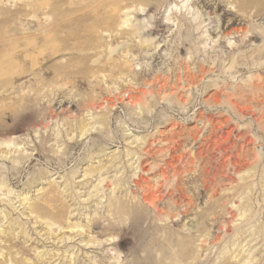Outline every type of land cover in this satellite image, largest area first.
I'll use <instances>...</instances> for the list:
<instances>
[{"label":"rangeland","instance_id":"obj_1","mask_svg":"<svg viewBox=\"0 0 264 264\" xmlns=\"http://www.w3.org/2000/svg\"><path fill=\"white\" fill-rule=\"evenodd\" d=\"M263 73L264 0H0V246L134 264L132 242L99 233L111 199L141 200V175L166 250L191 242L181 264H220L236 244L264 264ZM46 190L64 226L98 227L48 235L29 210Z\"/></svg>","mask_w":264,"mask_h":264},{"label":"bare ground","instance_id":"obj_2","mask_svg":"<svg viewBox=\"0 0 264 264\" xmlns=\"http://www.w3.org/2000/svg\"><path fill=\"white\" fill-rule=\"evenodd\" d=\"M139 11H142V9ZM251 37L252 38L256 37V34L252 32L249 35V38ZM261 54L262 51H259L258 53L259 57ZM255 78H256V82H254L255 83L254 85L256 87L258 86L259 83L260 84L262 83V85L264 86V79L260 78V76ZM260 118H264L263 108L262 111L260 112ZM85 126L86 124L83 122L79 124L78 126V128L80 129L79 136H83V134L87 133V131L89 130V129H85ZM261 141L262 144H264V136H262ZM3 152L7 153V151H3ZM98 170L99 167H96L94 171H98ZM90 172H93V170ZM142 179L143 177L141 175H138L137 179L132 180L133 184L136 187L140 188L142 191L141 200L138 198L137 193L133 192L132 198L130 199L121 200L116 198V199H111L109 201L107 208L111 218L108 219L109 220L108 226L105 228H101V232L99 233V235L103 237V233L105 231H108V233H110V236L105 238V241H111L112 234L120 233L121 235L120 238L117 239L116 243H114V247L116 248L120 245L132 242L133 250L130 256H131V261L134 264H161V261L166 257L170 259L169 263L167 264H181L182 262H184V259L189 255L188 253L192 249L191 242L189 240H185L182 238V241L178 243V247H179L178 250L174 252H169L166 250V247L170 245L172 241L170 239L171 236L166 232L167 225L166 223L165 225H160L158 223H155L156 220L153 219L155 217V213H151V210H148V208L144 206V204L150 205V207H152L153 211L155 212L158 208L157 205L160 203L157 204V202L155 201L156 197L150 195L146 188L145 189L142 188V183H141ZM118 184L119 183L117 182H113V186H114L113 190ZM6 190L7 191H5L4 193L11 192L10 189H6ZM55 202H56L55 194L53 192H50L49 190H46V192H44L43 194V197L40 199V202L36 201V203L35 202L31 203L29 208L30 213L35 214V217L39 219V221L44 220L45 226L48 227L47 228V230L49 231L48 235H52L56 231L54 225H57L60 229L70 228L72 231H74V229H77L76 233H78L80 228L84 229L86 227V229L88 230L89 228L98 227L97 220H93L91 225H89L88 222L85 224V226L80 225L78 223L69 222L66 224V226H64L61 221V216L58 214V212L56 213L52 210L54 209V207L56 208V206L54 205ZM57 209L64 210L62 207L61 209L59 208ZM241 215L242 214L240 212V217ZM82 231L85 232V230H80L79 234H83ZM160 231H164V232L160 234L158 233ZM7 235H8L7 239L3 240L0 238V243L4 241L9 242L11 240L10 234L7 233ZM71 238H72L71 235L67 237L60 236L58 237V241L65 242L66 244V242ZM54 240L55 237L53 238V241ZM102 242H103L102 240L90 237L89 239L86 240L85 244L97 243L98 245H101ZM14 247H16V245L14 244H9L7 247H5V249L0 246V264H6L9 260L11 261V264H35L33 262H30V260L26 257L17 258L16 255H13L14 253L12 252V249ZM156 251H158V254L156 253ZM249 251L250 249L244 250L243 246H241L240 244H236L235 248L231 252L232 253L231 256L229 258H226V260L220 264H247V262L249 261L248 259H250L249 262H251V260L253 259V256L251 258L250 256H248L249 254H251L249 253ZM18 253L19 252H17L16 254ZM21 253L24 254L25 253L24 250H21ZM166 253H169V256H167ZM46 254L47 257L45 258H47V260L53 259V256L58 255L56 252H53V255L51 256L47 252ZM42 255L44 254L43 253L40 255L37 254L38 259L36 260V263L38 264L44 263L41 259ZM69 255L71 256L72 253H70ZM172 255L173 257H171ZM60 256H62V253L58 255L56 260ZM231 259L232 260L234 259V261L230 263L229 261ZM116 261L117 262L113 264H119L118 259H116ZM101 263L102 261L99 262L93 261V264H101Z\"/></svg>","mask_w":264,"mask_h":264}]
</instances>
